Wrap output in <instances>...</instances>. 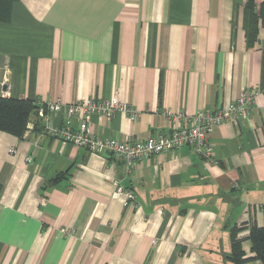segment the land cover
<instances>
[{
  "label": "crops",
  "instance_id": "crops-1",
  "mask_svg": "<svg viewBox=\"0 0 264 264\" xmlns=\"http://www.w3.org/2000/svg\"><path fill=\"white\" fill-rule=\"evenodd\" d=\"M12 10L0 21V95H115L139 110L135 121L90 114L104 137L166 134L260 92L248 118L213 129L210 157L186 145L129 169L35 120L24 137L0 130V264H235L229 228L245 225L246 237L264 225V0H14ZM52 119L82 120L64 109ZM242 247L245 264H261L248 239Z\"/></svg>",
  "mask_w": 264,
  "mask_h": 264
},
{
  "label": "built area",
  "instance_id": "built-area-1",
  "mask_svg": "<svg viewBox=\"0 0 264 264\" xmlns=\"http://www.w3.org/2000/svg\"><path fill=\"white\" fill-rule=\"evenodd\" d=\"M259 92L258 88L244 90L226 108L215 113L198 111L188 117L186 125H178L169 133L152 136L145 140L132 141L104 137L91 129L88 116L93 113L112 117L117 112H124L131 121L137 120L140 116L137 108L127 102L120 101L115 95L101 100L88 97L70 103H64L61 100L40 102L37 108V117L43 124L44 130L50 135L77 146L87 147L97 153L110 152L122 160L129 169L133 164H137L151 155L174 151L186 145L193 146L202 156L210 157L213 154V146L209 142V135L213 129L224 121L248 118ZM63 109L68 118L75 115L82 118L78 128L58 127L54 124L52 114ZM183 116V113H179L176 115V119H181ZM115 184L116 193L125 196V204L135 202V191L125 188L118 179Z\"/></svg>",
  "mask_w": 264,
  "mask_h": 264
},
{
  "label": "trees",
  "instance_id": "trees-1",
  "mask_svg": "<svg viewBox=\"0 0 264 264\" xmlns=\"http://www.w3.org/2000/svg\"><path fill=\"white\" fill-rule=\"evenodd\" d=\"M13 2L14 0H0V21L11 19ZM39 105L40 103L32 99L0 95V130L24 137L31 120H35L34 128L42 127L37 117ZM56 179L54 178V180ZM244 227L245 225L240 224L229 228L231 251L225 255V258L235 264L247 263L249 258L245 257V251L242 247V243L246 238L251 242L252 258L264 264V225H251L249 234L246 237H241L239 232Z\"/></svg>",
  "mask_w": 264,
  "mask_h": 264
}]
</instances>
